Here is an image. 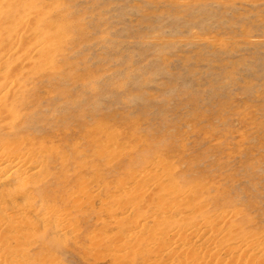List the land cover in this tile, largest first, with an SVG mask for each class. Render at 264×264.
<instances>
[{"label": "rangeland", "instance_id": "obj_1", "mask_svg": "<svg viewBox=\"0 0 264 264\" xmlns=\"http://www.w3.org/2000/svg\"><path fill=\"white\" fill-rule=\"evenodd\" d=\"M8 2L45 48L0 153L46 173L0 192L9 258L264 264V0Z\"/></svg>", "mask_w": 264, "mask_h": 264}, {"label": "bare ground", "instance_id": "obj_2", "mask_svg": "<svg viewBox=\"0 0 264 264\" xmlns=\"http://www.w3.org/2000/svg\"><path fill=\"white\" fill-rule=\"evenodd\" d=\"M43 12H41L42 14ZM34 20L36 22H38L39 20V16H36L34 17ZM30 21V18L29 17H26V15H24L19 7L15 6L14 4H12L11 2H8L7 4H5L4 6H0V83H3L4 86L2 87H5V90L4 88L1 87V89H3V92L2 90L0 89V127L1 126V123H4V127H7L8 126V122L9 123H14L15 122V114L14 112L12 111V109H8V110H5L4 108V102L6 101V98H7V95H13V90L14 89H19L21 87V78H23L24 76H26L28 74V70L26 69L29 68L30 70L33 69V72L37 74V71H38V60H40V55L41 53L43 52L44 50V45L42 46L41 43H39V41H37V39H34V36H31L29 34L30 30H29V27L28 26H24V23L25 22H29ZM27 25V24H26ZM47 25V24H46ZM46 27V26H45ZM45 31V30H44ZM64 37V36H63ZM56 38V37H55ZM34 39V40H32ZM7 45H10L9 47ZM23 53V54H22ZM37 66V67H36ZM3 68H5V70L7 69V71H3ZM26 70V71H25ZM35 74V75H36ZM34 75V74H33ZM29 76V75H28ZM6 85V86H5ZM11 100V99H10ZM21 117V116H20ZM6 129V128H4ZM8 131V130H7ZM38 162L37 160L35 159V154H30L29 156H27V158L25 157V159L23 158H20V159H17L15 161H12L9 157H7L4 153H0V192L1 190H3L5 187H7V183L10 181L11 179V174L12 173H17V176L19 177H33V176H36V175H39L42 171V168L38 167ZM42 167V166H41ZM45 172L42 173V176H45ZM41 176V174H40ZM37 178V176H36ZM27 180V179H26ZM20 181V179H19ZM23 181V180H21ZM26 182V181H25ZM22 183V182H21ZM9 184V183H8ZM22 185L24 186V183L19 185L22 187ZM16 186V185H15ZM27 186V185H26ZM18 187V186H17ZM1 197V196H0ZM2 198L0 199V209H3L5 208L3 202H2ZM28 204L30 203L29 201H27ZM26 202V204H27ZM4 206V208H3ZM7 207V206H6ZM23 207V206H22ZM26 207H28L26 205ZM10 208V207H9ZM24 208V207H23ZM29 208L31 209V206L28 207V209L26 210L28 212ZM11 209V208H10ZM16 209V208H15ZM2 210V211H3ZM47 210V209H46ZM45 210V212H46ZM49 210V209H48ZM1 211V210H0ZM12 211V210H11ZM10 211V212H11ZM20 211V210H18ZM51 211V210H49ZM4 212V211H3ZM6 212V211H5ZM14 212V211H13ZM22 212V211H21ZM7 213V212H6ZM5 213V214H6ZM19 213V212H18ZM18 213H14V215H12L11 219L8 218L7 215H9L7 213V215L4 216L2 215V213H0V264H21L22 262V259H24V256L21 254V256L18 258V259H10L9 258V254H10V250L12 249V238L13 237H8L7 235V232L9 233V230L13 227H17L19 228L20 227V230L25 227L23 226V221H24V218H21L20 217V214ZM24 214V213H23ZM46 214V213H45ZM26 215V213H25ZM47 215V214H46ZM10 216V215H9ZM29 218V217H28ZM27 218V219H28ZM23 219V220H22ZM47 219V217H46ZM16 221V223L14 221ZM20 220V222H19ZM61 221V220H60ZM63 221V220H62ZM26 222V220H25ZM66 222V221H65ZM27 223V222H26ZM28 224V223H27ZM60 224H62L60 222ZM136 224V223H135ZM141 224V223H139ZM138 224V225H139ZM58 225V223H57ZM210 226V224H208ZM68 225H65L63 227H67ZM137 226V225H136ZM135 226V228H136ZM140 226V225H139ZM58 227V226H57ZM200 227V226H199ZM28 228V227H27ZM64 228V229H65ZM142 228V226H141ZM146 228V227H145ZM202 228V226L200 227ZM204 228V226H203ZM202 228V230H203ZM32 229V227L30 228ZM29 229V232L28 234H30L32 231ZM57 229H60L61 231L64 229L61 228H57ZM69 229V228H68ZM139 229V228H138ZM155 229V228H154ZM205 229V228H204ZM19 230V232H20ZM135 230V229H134ZM137 230V229H136ZM201 230V229H200ZM15 231V230H14ZM24 231V230H23ZM25 231L27 232V230L25 229ZM31 231V232H30ZM58 231V230H57ZM139 231H141L139 229ZM194 231V230H193ZM65 232V231H64ZM209 232V231H208ZM14 233V232H13ZM135 233V232H134ZM140 233V232H139ZM172 233V232H171ZM174 233V232H173ZM172 233V235H173ZM179 233V232H178ZM183 233V232H182ZM189 233V232H187ZM186 233V234H187ZM197 233V232H196ZM210 233V232H209ZM18 234V233H17ZM25 234V233H24ZM31 234H34L33 232ZM138 233L135 234V236L137 235ZM192 234V233H191ZM206 234V233H205ZM15 235V234H12V236ZM21 235V234H20ZM23 235V234H22ZM169 235V233H168ZM171 235V236H172ZM175 235V233H174ZM194 235H195V232H194ZM207 235V234H206ZM209 235V234H208ZM207 235V236H208ZM213 235V234H212ZM134 236V237H135ZM178 236V235H177ZM16 237V236H15ZM30 237V236H29ZM32 237V236H31ZM133 237V236H132ZM140 237V235H139ZM185 237V236H184ZM183 237V238H184ZM201 237V236H200ZM18 238V237H17ZM169 238V237H167ZM172 238V237H171ZM175 238V237H173ZM177 238V237H176ZM15 239V238H13ZM131 239V238H130ZM147 239V238H146ZM179 239V238H178ZM197 239V238H196ZM208 239V238H207ZM19 240V238H18ZM133 240V239H132ZM136 240V239H135ZM137 240H140L137 239ZM194 240V239H193ZM20 241V240H19ZM176 241V240H175ZM174 241V242H175ZM192 241V240H191ZM133 242V241H132ZM131 242V243H132ZM174 242H173V245H174ZM19 243V242H17ZM22 243V242H20ZM129 243V244H131ZM177 243V242H176ZM195 243V242H194ZM193 243V244H194ZM24 244V243H23ZM133 244V243H132ZM182 244V242H181ZM192 244V243H191ZM241 244V243H240ZM14 245V244H13ZM178 245V244H177ZM176 245V246H177ZM241 245H244L241 244ZM18 246V245H17ZM23 246V245H22ZM132 246V245H131ZM204 246V245H203ZM233 246V245H232ZM235 246V245H234ZM248 247L251 246V245H247ZM14 247V246H13ZM178 247V246H177ZM199 247H202V246H199ZM207 247V246H206ZM205 247V248H206ZM244 247V246H243ZM17 248V247H15ZM19 250H20V247H18ZM17 248V249H18ZM193 248V247H192ZM191 248V249H192ZM233 248V247H231ZM200 249V248H199ZM216 249V247H215ZM242 249V248H241ZM249 249V248H248ZM246 248V250H248ZM255 249V248H254ZM169 250V249H168ZM214 250V249H212ZM219 250H222V249H219ZM240 250V249H239ZM252 250V249H251ZM21 251V250H20ZM238 249H233L232 250V253L233 252H237ZM261 251V250H259ZM203 252V251H202ZM207 252V250H206ZM225 252V251H223ZM229 252V251H228ZM242 252V251H241ZM244 253H246L247 251H243ZM250 252V251H249ZM255 252V251H254ZM262 252V251H261ZM188 253V252H187ZM218 253V252H217ZM221 253V252H220ZM239 253V252H238ZM151 254V253H150ZM205 254V253H204ZM228 254V253H227ZM230 254V253H229ZM236 254V253H235ZM248 254V253H247ZM261 253H259L260 255ZM20 255V254H19ZM188 255V254H187ZM209 256L211 254H208ZM213 255V254H212ZM220 255V254H219ZM217 255V256H219ZM240 256V259L241 257L243 256V253H242V256H241V253L238 254ZM246 255V254H245ZM253 256V252L252 254L248 255L249 257L250 256ZM258 255V256H259ZM231 257V255H229ZM247 256V255H246ZM247 256V257H248ZM228 257V256H227ZM234 257H236L234 255ZM255 257V256H254ZM253 257V258H254ZM187 258V257H186ZM196 258V257H195ZM198 258H200L198 256ZM198 258L196 259L197 261H194L195 262H199L200 260H198ZM211 258V257H210ZM212 258H214L212 256ZM232 258H233V255H232ZM243 259H246V257H242ZM257 258V256H256ZM259 258V257H258ZM263 258V257H261ZM205 259V258H203ZM209 259V258H208ZM229 259V258H227ZM234 259V258H233ZM238 259V257H237ZM239 259V260H240ZM260 259V258H259ZM185 260V259H184ZM213 260V259H211ZM188 261V260H187ZM186 261V262H187ZM206 261V260H205ZM204 261V262H205ZM220 261V260H219ZM228 261V260H227ZM244 261V260H243ZM242 260L240 262H243ZM248 261V260H247ZM253 261V260H252ZM255 261V259H254ZM191 262V261H190ZM203 262V261H202ZM216 262V261H215ZM226 262V261H225ZM233 262V261H232ZM230 262V263H232ZM239 262V263H240ZM245 262V261H244ZM243 262V263H244ZM249 262V261H248ZM247 262V264H248ZM217 263V262H216ZM236 263V260L234 262V264ZM186 264V263H185ZM192 264V263H191ZM204 264V263H203ZM250 264V263H249Z\"/></svg>", "mask_w": 264, "mask_h": 264}]
</instances>
